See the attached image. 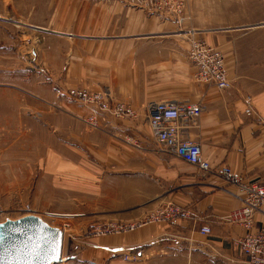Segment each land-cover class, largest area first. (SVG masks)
Returning <instances> with one entry per match:
<instances>
[{"label": "crops", "instance_id": "0c3cea01", "mask_svg": "<svg viewBox=\"0 0 264 264\" xmlns=\"http://www.w3.org/2000/svg\"><path fill=\"white\" fill-rule=\"evenodd\" d=\"M246 18L255 20H241ZM186 19L191 35L222 51L231 83L225 90L198 84L195 98L203 110L187 133L213 169L228 166L246 181L264 182V0H187ZM75 31L59 32L68 44L62 51L58 47L56 61L50 62L57 75L53 81L65 89L108 88L115 99L133 107L136 117L106 115L99 119V128L76 135L79 162L87 169L79 166L81 180L73 182L74 193L103 203L95 206L94 213L106 210L104 215L113 220L138 221L168 202L185 215L127 233L88 236L86 246L63 264H93L103 257L106 264H249L235 244L246 230L229 219L242 205L238 187L160 151L137 116L150 101L193 102L186 99L193 93L160 92L162 71L169 78L168 90H175L186 78L176 82L177 55L171 52L176 44L154 40L160 29ZM50 100L73 115L94 112L67 95L57 93ZM263 222L264 207L255 215L254 229ZM204 226L210 234L200 232Z\"/></svg>", "mask_w": 264, "mask_h": 264}, {"label": "rangeland", "instance_id": "374dc122", "mask_svg": "<svg viewBox=\"0 0 264 264\" xmlns=\"http://www.w3.org/2000/svg\"><path fill=\"white\" fill-rule=\"evenodd\" d=\"M156 4L157 0H0V222L27 214L41 216L64 232L67 260L86 246L84 240L88 236L117 234L103 232L106 223L130 221L110 219L104 215L106 210L94 213L95 206L103 203L73 191V182L81 180L78 168L82 164L76 135H85L100 125L93 127L84 121L90 114L73 115L50 100L57 93L59 97L67 95L68 89L53 81L57 75L52 73L51 63L56 61L57 48L62 51L68 44L59 32L160 29L154 40L176 44L171 50L177 55L176 82L185 75L187 79H182V85L178 84L175 90H168L165 86L169 78L162 71L160 92L169 96L174 91L193 93L186 99L197 103L198 84L202 82L195 77L187 50L188 38L200 36L190 34L187 19L177 26ZM69 99L78 106L87 105ZM140 109L137 116L141 117V127L151 132L144 105ZM47 212L66 216H49ZM94 215L99 220L95 221ZM127 232L131 231L120 233ZM93 264H106L105 258H98Z\"/></svg>", "mask_w": 264, "mask_h": 264}, {"label": "built area", "instance_id": "2783aa9c", "mask_svg": "<svg viewBox=\"0 0 264 264\" xmlns=\"http://www.w3.org/2000/svg\"><path fill=\"white\" fill-rule=\"evenodd\" d=\"M186 3L187 0H157L156 6L169 15L177 26H181L185 20ZM187 57L195 69V77L198 81L213 85L218 90H225L231 86L222 51L203 38L195 36L188 38ZM67 95L92 107L94 112L84 121L93 127H98L99 119L106 115L115 119L136 117L133 107L127 102L115 99L108 88L71 87L67 89ZM247 102L250 103L249 98ZM144 109L145 121L160 151L180 158L201 172L215 173L238 187L242 196V205L230 213L229 219L242 225L246 232L236 240L237 250L250 264H264V222L254 229L255 215L264 207V182L246 181L242 176L234 174L228 166L213 169L203 159L199 144L187 133L200 118L203 110L200 103L162 99L146 103ZM250 111L251 106H248L246 112ZM46 214L54 217L66 216L57 215L60 213L55 212ZM184 215V211L178 205L168 203L138 221L106 223L103 225V232L133 231L148 223L169 222ZM200 232L210 234V229L204 226L200 228ZM66 260V256L62 254L61 261L52 264H63Z\"/></svg>", "mask_w": 264, "mask_h": 264}, {"label": "water", "instance_id": "95a60500", "mask_svg": "<svg viewBox=\"0 0 264 264\" xmlns=\"http://www.w3.org/2000/svg\"><path fill=\"white\" fill-rule=\"evenodd\" d=\"M64 232L40 216L27 214L0 222V264H52L61 261ZM58 259H53L52 249Z\"/></svg>", "mask_w": 264, "mask_h": 264}, {"label": "snow or ice", "instance_id": "6c2138e0", "mask_svg": "<svg viewBox=\"0 0 264 264\" xmlns=\"http://www.w3.org/2000/svg\"><path fill=\"white\" fill-rule=\"evenodd\" d=\"M52 252H53V259H58L57 249L53 248Z\"/></svg>", "mask_w": 264, "mask_h": 264}, {"label": "bare ground", "instance_id": "6f19581e", "mask_svg": "<svg viewBox=\"0 0 264 264\" xmlns=\"http://www.w3.org/2000/svg\"><path fill=\"white\" fill-rule=\"evenodd\" d=\"M41 217V216H40ZM42 218V217H41ZM43 219V218H42ZM44 220V219H43Z\"/></svg>", "mask_w": 264, "mask_h": 264}]
</instances>
